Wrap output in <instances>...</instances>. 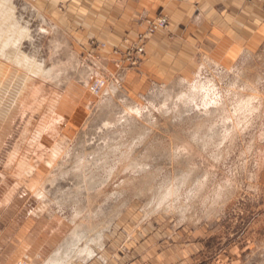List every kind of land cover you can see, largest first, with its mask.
<instances>
[{"label": "rangeland", "instance_id": "374dc122", "mask_svg": "<svg viewBox=\"0 0 264 264\" xmlns=\"http://www.w3.org/2000/svg\"><path fill=\"white\" fill-rule=\"evenodd\" d=\"M90 2H13L22 51L56 74L27 84L0 61V264H44L74 230L78 249L100 241L68 264H264V30L149 69L146 41L168 19L124 50L85 38ZM199 80L209 115L185 95ZM52 147L68 154L51 169L38 158Z\"/></svg>", "mask_w": 264, "mask_h": 264}, {"label": "crops", "instance_id": "0c3cea01", "mask_svg": "<svg viewBox=\"0 0 264 264\" xmlns=\"http://www.w3.org/2000/svg\"><path fill=\"white\" fill-rule=\"evenodd\" d=\"M84 12L85 38L124 50L136 43L148 19L165 16L168 30L145 44L143 67L158 70L165 61L188 60L194 51L242 45L264 30V0H91Z\"/></svg>", "mask_w": 264, "mask_h": 264}, {"label": "bare ground", "instance_id": "6f19581e", "mask_svg": "<svg viewBox=\"0 0 264 264\" xmlns=\"http://www.w3.org/2000/svg\"><path fill=\"white\" fill-rule=\"evenodd\" d=\"M13 2H14V0H0V61L5 62V63H7V64H9V65H11L13 67L15 66V67L18 68V70L20 69V70H23L24 72H26L27 75H28V77L26 79L27 80V82H26L27 84H28L29 81L33 80L35 77H36V79H37V77H39V79L40 78L48 79L49 77L54 75V73H55L54 70L55 69L54 68L53 69L52 68L45 69L43 67L44 62L42 63V62L38 61L37 59H35L34 57H29L22 51V42L25 41L26 39H30L29 38V31L30 30L28 29V27L25 24L21 23V21L18 19V17H16L15 7L13 5ZM197 78H198V76H197ZM189 85H190V87L192 89L188 91V94L185 93V95L189 96L190 103H193L195 98H199L202 101V103H203V107H204L205 113H207V115H209L208 106H210V102L214 101V99L211 98V97L215 96V93L213 92L214 90L213 89H209L211 87H206L204 82H201L200 80L194 82L193 84H189ZM182 102H184V101H182ZM57 117H56V119H60V118H57ZM60 121H61V119L59 120V122ZM107 125H109V124H107ZM53 126L54 125H53V122H52V123L49 124V126L46 127V130L43 129V131L44 130L47 131V130H51V129L53 130L54 129ZM40 135H41V133H40ZM219 145H218V147H219ZM38 147H39V145H38ZM61 149L58 148V147H52L50 150L47 149L48 152H49V155L47 154L48 155V159L45 161L42 155H40V157L38 159H39L40 162L44 161L46 163V165H48L47 167L52 169L54 167V165L56 164V162L60 158L62 159V156L67 157L66 155L68 153L66 154ZM95 150H97V149H95ZM187 150L188 149H184V151H187ZM174 151H173L174 155L177 154L179 156H183V155L186 154V153H181L180 150H178V149H174ZM170 152H172V149H171ZM219 154L220 153L218 152V155ZM141 164H143V163H141ZM130 166L132 168H128V169H133V170H137V171L140 170L141 172H143L144 168H145V164L142 166L140 164H137V163L135 164L134 163V164H132ZM24 167H25V165H24ZM34 170L35 169H34L33 165H26V167L24 169H21V171L24 174H26L27 177L32 175ZM125 170H127V169H125ZM17 174H19V173H17ZM35 175H37V174H35ZM47 180L45 179L46 182H47ZM53 182H51V183H53ZM42 184H44V183H42ZM16 185H18V184L16 183ZM42 188L43 187H39L38 186V188L34 187V189H33V190H35L33 192H34V196H35V198L37 200H43L45 198V193H44ZM29 192H31V191H29ZM10 199L11 198H9V201H10ZM157 205H160V204H157ZM151 207H152V205H148L147 206V210H149ZM79 235L80 234L76 230H74L71 233V235L69 236L68 241L66 240L67 242L64 243L65 246L74 248L75 250H73L72 252H64V250H63L64 245H63V246H61V248L57 249L54 252V254L51 257H49V259L44 264H68L71 260H74V259L75 260L78 259V258H86L87 259L89 257H92L93 252L90 249L89 244L90 243H94L95 244V243H97V241L99 243V241H100L99 240L100 239V233L98 232V233L95 234V236H96L95 238L96 239L85 240L86 243H85V245H83V248H81V249H78V244L80 243L81 240L86 239V238L79 237Z\"/></svg>", "mask_w": 264, "mask_h": 264}, {"label": "built area", "instance_id": "2783aa9c", "mask_svg": "<svg viewBox=\"0 0 264 264\" xmlns=\"http://www.w3.org/2000/svg\"><path fill=\"white\" fill-rule=\"evenodd\" d=\"M151 25L148 27V29L146 30L147 34H153L155 32H157L158 30L164 29L166 28V21L165 19H158L156 21H154L153 23H150ZM142 51V48H138V53H140Z\"/></svg>", "mask_w": 264, "mask_h": 264}]
</instances>
